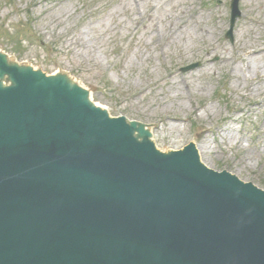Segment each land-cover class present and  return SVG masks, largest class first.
<instances>
[{"label": "water", "instance_id": "1", "mask_svg": "<svg viewBox=\"0 0 264 264\" xmlns=\"http://www.w3.org/2000/svg\"><path fill=\"white\" fill-rule=\"evenodd\" d=\"M0 71V264H264V191L134 144L62 77Z\"/></svg>", "mask_w": 264, "mask_h": 264}, {"label": "rangeland", "instance_id": "2", "mask_svg": "<svg viewBox=\"0 0 264 264\" xmlns=\"http://www.w3.org/2000/svg\"><path fill=\"white\" fill-rule=\"evenodd\" d=\"M232 2L0 0V53L8 64L55 74L86 89L112 117L125 115L156 135L163 152L208 145L206 166L264 189V106L258 102L263 97L236 89L233 67H243V62L234 52L227 56L236 62L206 52L210 45L231 48L239 38L264 46V24L250 21H264V0H239L241 17L230 41L226 33ZM181 11L201 15L200 23L209 34L194 28L189 36L159 51V36L169 29V21L181 17ZM155 24L158 32L153 34ZM193 63L200 65L182 71ZM173 77L190 81L191 89H180L183 96L177 97L171 88ZM0 82L9 84L11 76L3 74ZM202 86L206 89L200 90ZM209 105L218 112L208 117ZM173 124L177 130L170 129ZM228 128H233L230 135ZM237 143L241 148L234 147ZM249 150L257 152L245 161Z\"/></svg>", "mask_w": 264, "mask_h": 264}, {"label": "bare ground", "instance_id": "3", "mask_svg": "<svg viewBox=\"0 0 264 264\" xmlns=\"http://www.w3.org/2000/svg\"><path fill=\"white\" fill-rule=\"evenodd\" d=\"M140 1H148V0H140ZM150 7L154 8L155 5L151 3ZM180 15L181 17L179 19L175 21H169V29L165 33L159 36V38L162 41L161 46L157 45V49L159 51L163 52V50L166 47L172 45L174 42H176V40L184 39L186 35L189 36L194 28L197 32L203 35L209 34L207 30L208 28H206L200 23L201 15L197 16L196 14H193L192 17L195 20L191 17V15L187 16L186 11L185 12L181 11ZM148 19H150L149 21L153 20L152 14H149ZM250 21L251 23L256 25L264 24V21H261L256 18H251ZM189 22H191L190 26L188 25ZM144 29H147V25H144ZM155 32H158V27L156 24L153 26V34ZM206 49H207L206 52L209 56L211 54H217L221 57V59L225 60V62H228L230 59L233 62H236L234 58H229L227 56V54L230 51L234 52L235 58L243 62V67L241 66L238 68L236 65L233 67L232 77L236 89L241 90V92H243L244 95H248V96L257 95L263 97V99H259L258 102L261 103L260 106H264V46L263 45L260 44L249 45L244 42L243 38H239L234 42L231 48L228 45L221 44L219 46L210 45ZM258 57H262L263 59H257ZM171 74L173 75L174 73L171 72ZM0 84L2 85L1 87L5 88V85L2 82H0ZM190 84H191L190 81H187L184 78L175 77L171 82V88L176 90L175 95L177 97L178 96L180 97L183 96L182 94L184 93L180 89L183 90L191 89ZM199 89L205 90L206 87L202 86L199 87ZM87 100L89 102H94L90 94L87 95ZM94 106L97 109L101 110L102 112L106 113L109 117H111L109 108L104 104L95 102ZM205 112L209 117L211 113L216 114L218 110L217 107L209 105V107L205 109ZM118 119L124 120L130 127H132L130 129V133H128L127 136L128 139H131L134 142V144L153 146L154 149L158 152L157 154L159 155L160 154L166 155V153L170 152V151H166V152L161 151L157 144L156 135H154L151 132H147L142 127H139L136 121H133L124 115L119 116ZM170 129L177 130L178 126L173 124L171 125ZM231 131H233V128L232 129L228 128L227 132L229 133V135L231 134L230 133ZM139 134L141 136H144V138L142 137L140 138ZM234 147L238 149L241 148L240 143H237ZM194 148L196 151L194 149L193 150L195 151L200 161H203L204 157H206L207 155L206 153L211 151V148L206 144L197 145ZM254 152H257V150H249L247 156L244 157L243 159L246 161L247 158H250L249 157L250 154Z\"/></svg>", "mask_w": 264, "mask_h": 264}, {"label": "trees", "instance_id": "4", "mask_svg": "<svg viewBox=\"0 0 264 264\" xmlns=\"http://www.w3.org/2000/svg\"><path fill=\"white\" fill-rule=\"evenodd\" d=\"M14 36V35H13ZM19 44L21 45L22 43L19 42Z\"/></svg>", "mask_w": 264, "mask_h": 264}]
</instances>
